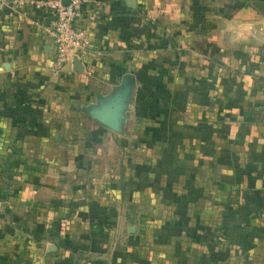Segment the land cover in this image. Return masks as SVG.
Listing matches in <instances>:
<instances>
[{"label": "crops", "instance_id": "0c3cea01", "mask_svg": "<svg viewBox=\"0 0 264 264\" xmlns=\"http://www.w3.org/2000/svg\"><path fill=\"white\" fill-rule=\"evenodd\" d=\"M39 1L0 0V264H264V17L251 8L221 13L211 0H133V7L125 0H89L83 43L73 56L81 70L73 71L72 57L53 76L51 44L40 28L52 13L35 8ZM229 62L241 65L249 79L242 86L246 97L228 96L225 105L217 95L203 94L215 86L213 69ZM141 80L164 88L165 117H183L182 106L189 101L202 120L225 112L257 117L251 122L258 125L251 123L243 139L245 149L260 144L257 172L233 168L223 178L212 175L213 185L224 193L202 190L196 196L199 204L181 207L178 224H61V216L88 214L72 204L70 189L65 199L56 193L59 183H66L65 190L70 182L63 168L70 159L61 154L73 143L66 135L83 130L68 119L82 117L97 124L93 130H108L93 113ZM189 87L196 93L188 95ZM125 95L120 102L128 100ZM235 129L231 126L226 135L233 136ZM50 134L55 138L47 141ZM82 144L83 150L89 146ZM84 156L80 153L72 165L91 167L92 160ZM247 157L229 153L225 164L251 165ZM203 158L197 157V165L206 162ZM237 186L245 193L242 206Z\"/></svg>", "mask_w": 264, "mask_h": 264}, {"label": "rangeland", "instance_id": "374dc122", "mask_svg": "<svg viewBox=\"0 0 264 264\" xmlns=\"http://www.w3.org/2000/svg\"><path fill=\"white\" fill-rule=\"evenodd\" d=\"M211 1L210 4L219 7L221 13L227 14L234 10L236 14H241L242 12L239 13L241 9L251 8L252 12L259 14L253 2L264 0H235L236 4L232 3L233 0ZM235 65L236 62L232 64L229 62L221 65L223 67L218 70L210 71L216 78L214 81L216 83L214 87L208 86L207 91H204L206 94L203 95H217L225 105L228 96L236 95L237 98H243L245 95L243 91L246 89L242 86L246 84L249 76L241 69V65L239 67ZM234 70L239 72L234 74L224 72ZM144 76L145 74L142 75ZM214 82L211 79V83ZM140 83L143 84L125 87V99L128 100L122 102L121 109L127 110L124 118H118L115 128L107 127V130L97 126L95 131L93 129L97 124L94 122L82 117V121L72 116L68 119V124L70 121L72 126L81 123L83 134L76 132L71 134L72 137L66 135V139L73 143L70 144L67 153L61 154L70 159L68 167H63L67 169L65 171L68 172L70 182L67 183L68 188L65 190L63 187L66 183H59L60 190L56 193L59 192L61 198L65 199L66 194L70 195L68 194L70 189L73 192L72 204L75 208L85 207L88 214L80 212L61 216L59 219L61 224H66L68 221L92 220L112 224L121 221L130 225L146 221H175L178 224L183 216L181 207H195L199 204L196 196L202 190L209 191L208 195H211L213 190L224 193L222 186L213 185L212 175H220L223 178L228 171L232 172L233 168H238L237 172L241 173L250 171L252 175L257 172L254 165V161L257 160L254 158L259 157L260 144L249 145L246 149L243 144L244 133L250 130L251 120H257V117L247 120L248 118L245 117L229 116L225 112L224 117L212 119L207 116L202 120L198 118L199 113L196 112L194 102L190 101L182 106V111H186L183 117L175 114L173 117L169 115L165 117L169 103L160 95L164 88L150 86L142 80ZM235 85L240 86L236 89ZM175 88H177L176 92H180V86L177 85ZM167 90L168 88L164 93ZM195 93L194 88H188V95ZM134 95L136 102L131 100ZM58 110H64L62 112L64 115V107ZM252 124L257 126L258 122ZM231 126L236 129L230 137L226 134L231 133ZM84 131L88 132L84 135ZM45 138L47 141L51 138L54 140L55 134ZM82 141L89 144L84 150L81 149ZM80 153L85 155L83 158L92 160L91 167L72 165L75 163V157L78 160ZM229 153L234 156H237V153L246 154L247 162L251 165L231 167L225 164ZM201 156H204L206 162L197 165L196 159ZM97 159L101 161L99 165L95 164ZM234 190L240 191L239 203L241 206L244 205L245 193L238 186ZM206 204L204 199V205ZM225 206L228 207V204L225 203ZM60 232L67 237L63 225Z\"/></svg>", "mask_w": 264, "mask_h": 264}, {"label": "built area", "instance_id": "2783aa9c", "mask_svg": "<svg viewBox=\"0 0 264 264\" xmlns=\"http://www.w3.org/2000/svg\"><path fill=\"white\" fill-rule=\"evenodd\" d=\"M89 0H41L35 8L48 9L52 17L41 25L43 34L51 44L49 71L58 75L80 49L84 39L86 5ZM39 27V26H38Z\"/></svg>", "mask_w": 264, "mask_h": 264}, {"label": "water", "instance_id": "95a60500", "mask_svg": "<svg viewBox=\"0 0 264 264\" xmlns=\"http://www.w3.org/2000/svg\"><path fill=\"white\" fill-rule=\"evenodd\" d=\"M125 1L128 6H134L133 0ZM62 3L66 4L67 0H62ZM253 5L256 7L259 14L264 17V1H254ZM72 69L73 71L81 70L80 62L76 57L72 58ZM124 95L125 92H123V95H118L114 97L106 108L95 111L93 113V117L95 118V120H97L100 124L108 128H115L118 118L120 117V111L122 107V102L120 101L124 99Z\"/></svg>", "mask_w": 264, "mask_h": 264}]
</instances>
